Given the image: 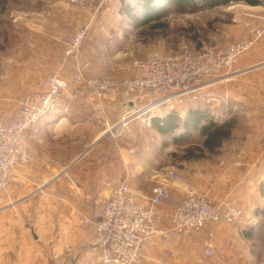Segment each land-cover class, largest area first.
<instances>
[{"label": "crops", "instance_id": "1", "mask_svg": "<svg viewBox=\"0 0 264 264\" xmlns=\"http://www.w3.org/2000/svg\"><path fill=\"white\" fill-rule=\"evenodd\" d=\"M250 7L256 12L252 22L264 26L262 5ZM110 8L104 7L99 15ZM78 10H46L40 18L30 11L25 23L15 17L19 27L28 29L27 45L16 43V63L8 72L20 83L13 84L18 86L15 92L19 94L25 86L41 91L43 86L36 82L49 74L64 77L69 87L58 106L40 120L30 161L17 168L19 187L13 207L0 205V264H98L93 222L101 217L109 193L107 183L120 176L137 183L126 152V140L134 136L108 139L103 124V120L115 122L124 108L131 107V100L119 87L113 94L95 95L85 85L76 84L72 62L63 56V43L84 18ZM116 29L115 24L94 22L82 44L85 57L95 62L94 45L115 41ZM235 67L229 78L208 82L211 88L225 84L224 89L232 94V105L212 102L207 108L213 122L228 124V134L210 150L203 146L204 135L198 129L191 131L189 137L200 138L194 144L199 155L188 171L179 172L181 179L169 186L170 198L161 211L167 224L169 208L192 184L213 201L237 204L242 214L231 223L208 222L183 239L175 233L152 237L145 247L147 264H264V34L248 55L237 59ZM234 77L235 87L229 82ZM168 112L158 110L153 117ZM182 112L177 111L180 120ZM229 114L235 118L227 119ZM179 130L174 129L173 136ZM83 217L89 220L85 225ZM208 236L220 256L204 254Z\"/></svg>", "mask_w": 264, "mask_h": 264}, {"label": "built area", "instance_id": "2", "mask_svg": "<svg viewBox=\"0 0 264 264\" xmlns=\"http://www.w3.org/2000/svg\"><path fill=\"white\" fill-rule=\"evenodd\" d=\"M68 1L80 7L96 4L98 9L108 0ZM87 30L88 24H83L73 34L67 54L76 51ZM263 32L264 27L253 26L249 37L234 41L225 48L208 47L173 56L154 55L136 62L135 71L123 82V93L132 105L124 108L115 122L103 120L104 135L112 140L128 137L136 127L149 125L153 113L160 107L180 102L188 94L200 93L208 76L229 68ZM86 67V62L75 67L77 84L85 85L95 95L115 92L118 81L84 75ZM68 87L67 79L49 74L44 78L41 91L27 93L19 99L16 115L0 120V205L13 207L19 187L17 168L30 161V147L38 137L40 120L58 106L62 92ZM177 178V172L168 169L147 192L124 176L108 181L109 193L101 207V217L93 222V249L98 264H147L145 247L152 237L175 233L183 239L201 230L208 222L231 223L241 216L242 209L237 204L213 201L188 184L164 224L161 207L170 198L169 186ZM81 221L85 225L89 220L83 217ZM203 252L216 257L221 254L209 236Z\"/></svg>", "mask_w": 264, "mask_h": 264}, {"label": "rangeland", "instance_id": "3", "mask_svg": "<svg viewBox=\"0 0 264 264\" xmlns=\"http://www.w3.org/2000/svg\"><path fill=\"white\" fill-rule=\"evenodd\" d=\"M120 1L108 0L97 9L96 4L80 7L68 0H0V120L13 116L16 113L19 99L25 94L35 91L25 86L18 94L15 92L18 86H13V84L20 83L8 73L13 70L16 63V55L13 53L16 43L27 45V26L19 27L15 17L19 16L20 20H24L22 23H25L28 20L30 11H36L38 18L43 16L46 10H68V13H75V9L83 11V20L77 21L75 31L63 43V56L70 58L72 62L73 80L75 67L86 62L88 67L84 68V75L118 81L117 86L122 90L124 88L123 82L127 78L116 79L110 76H98L97 74L122 73L131 75L136 69V62L154 55L173 56L198 52L208 47L225 48L234 41L249 37L250 28L259 26L252 22V19L256 18V12L250 7L251 5L240 1L213 7L202 6L199 3L189 7L185 5L186 9L182 11L169 7L162 16L140 26H134L133 21L126 14L119 12ZM136 1L124 0V2L133 5L135 13H138L139 6ZM257 5H262L264 8V0H260ZM106 6H111V8L103 16L99 15V12ZM55 20H57V17H55ZM99 21L115 24L117 34L115 41L111 43L99 42L94 47L92 44V47L96 50L92 52L95 60L92 63L89 57H85L86 54H83L81 48L89 34L90 26ZM158 23H164L165 26H159ZM83 24H88L85 38L75 52L67 54L66 50L69 48L71 37ZM242 29L245 30V37H242ZM260 38L247 51L238 55L229 68L208 76L201 85L202 91L200 93L188 94L182 101L166 104L160 107L159 110L166 109L169 112L173 111L175 114H177V111L182 110L184 117L187 108L191 106L207 110L208 105H211L212 102L232 105L234 100L231 92L226 88L224 89L225 84H223V87H212V89L209 87L208 82L216 77L233 75L237 59L248 55ZM7 74L9 77H6ZM44 78L37 80L38 87H40V84L43 86ZM234 78V80L229 81L232 82L233 87L236 86V77ZM229 82H227L228 86ZM156 112L158 111L153 114H156ZM229 113L231 112L229 111ZM230 116L232 115L229 114L226 118H235ZM172 135V132L159 135V132L152 126L151 119L149 125L136 127L132 134L134 137L126 140V152L131 157L133 168L132 179L137 182L136 184L130 183L143 192H147L152 185L157 183L168 169H174L178 175L177 180H180L182 176L179 172L188 171L190 164L196 160V155H199L194 145L200 140L198 136L193 135L174 142ZM172 207L169 208V211Z\"/></svg>", "mask_w": 264, "mask_h": 264}, {"label": "trees", "instance_id": "4", "mask_svg": "<svg viewBox=\"0 0 264 264\" xmlns=\"http://www.w3.org/2000/svg\"><path fill=\"white\" fill-rule=\"evenodd\" d=\"M244 2L249 5H257L260 0H137L139 12L135 13L133 5L120 1L119 12L126 14L134 26L148 22L152 19L162 16L166 9L173 7L175 10L182 11L185 5L195 6L199 3L202 6L213 7L229 2ZM159 26H165L164 23H158ZM152 126L161 134L173 133L174 129L180 130L173 136L175 142L186 139L191 131L198 129L204 135L203 146L212 150L220 143V139L229 132L228 124H216L210 119L206 109L199 107L189 108L182 120L173 111L166 113L163 117H153Z\"/></svg>", "mask_w": 264, "mask_h": 264}]
</instances>
